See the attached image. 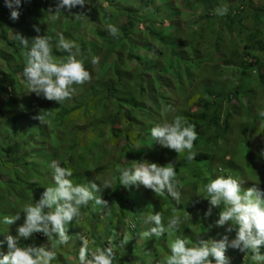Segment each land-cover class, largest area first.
I'll return each mask as SVG.
<instances>
[{
    "label": "trees",
    "instance_id": "obj_1",
    "mask_svg": "<svg viewBox=\"0 0 264 264\" xmlns=\"http://www.w3.org/2000/svg\"><path fill=\"white\" fill-rule=\"evenodd\" d=\"M155 1L133 0L134 4L124 7L122 1L117 0H86L88 4L83 11L87 16L81 20L76 21L72 16L70 20L66 18L63 20L61 14L55 22L48 16V21L44 20L43 24V35L55 36V33L48 32L51 26H55L53 30L63 32L64 36L80 45L81 57L78 58L84 60L85 67L91 73V80L82 86L84 89L70 99L73 104H76L73 113L69 109L70 100L61 105L53 102L48 107L49 111L52 110L51 116L57 120L56 126L63 128L65 135L62 137L61 134H54L52 137L46 134L43 141L46 147L41 151L46 155V161L51 163L53 160H59L60 166L71 168L74 173L72 178L75 182L79 179L76 182L78 184L87 185L95 181L100 185L103 180L112 178V188L104 189L107 190L105 198L111 207V214L108 217L112 222L116 217L121 220L125 195L136 194L135 190H126L120 185L117 168L130 167L131 161L144 162L142 142L154 141L150 130L155 125L163 123L159 121V116L167 105L171 104L175 107L172 102L173 97L178 98L175 91L184 94L195 106L206 107L212 117V126L218 127L224 117V123L229 127L231 117L237 115L238 101H241V109L250 119L253 104L256 103L254 86L257 84L264 89V0H194L196 4H200L199 9L205 13V17L201 15V19H205V28H199L196 32L192 31L195 36H192L190 32L184 35L179 34V31H175L171 26H160L163 11L175 10V2L174 0H158L163 3L152 8ZM33 4L34 1L26 12L30 14V17L36 18L38 11L32 7ZM222 5H227L229 9L228 14L223 17L215 13V9ZM256 5L258 8H255ZM89 8L90 11H88ZM76 11L79 12L81 9L77 7ZM10 12L4 0H0V38L6 41L5 47L8 49H2L3 51L0 52V60L3 62V66H0V121L7 118V123L20 115L27 120L34 118L32 103L16 88L18 83L26 82L23 79V70L20 69V64L25 60L26 50L13 39L15 33H20L26 38L29 34L25 28L8 22ZM164 19L169 25H174L173 18ZM109 23L118 27L121 35L119 40L114 41L116 37H108L107 28L102 30V26H107ZM5 24H8L7 29ZM84 24L90 29L88 40L83 37ZM11 28L15 30L11 31ZM222 29L223 37H221ZM133 33L136 36H132ZM139 37L142 44H139ZM32 38H28L30 42ZM188 40L190 42L197 40L199 47L203 45V55L196 45L188 46ZM236 46L243 47L246 52L241 54ZM53 55L61 58L64 56L59 50H53ZM93 57H99L98 64L91 63ZM180 71L185 74L186 79L190 80L192 89L188 90L190 91L188 93L185 89H181V84L178 86V83L173 81V78L180 77ZM95 80L100 81L98 89H94L93 81ZM87 84L91 88H88ZM262 99L264 96H260V102H263ZM224 100L232 104L237 102L233 105V113L231 111L223 113ZM89 111H98L99 115L91 120V128H86L79 116L87 117ZM16 112L18 115L14 116ZM71 114L74 121L66 126L64 122L67 123L72 119L68 118ZM199 119L203 120L204 116ZM260 119L264 118L257 115L253 122L244 125L245 133L251 126L254 129ZM9 126H12L11 123ZM43 131L45 126L39 122L34 128V134ZM34 134L27 132L25 144L23 142L17 144L15 138L18 139L21 135L15 137L9 129L7 143L0 142V155H2V149L6 150V154L2 155L0 160V240L5 241L0 246V253L3 254H7L8 251L6 236L17 235L16 229L23 223L24 213L21 212L20 220L10 226L2 223L3 217L20 212L25 203H32L29 183L31 177L27 174L31 159L30 156L27 157V154L38 149V143L28 147ZM88 134H92L93 137L82 140L81 135ZM94 136L98 139L94 140ZM246 139L244 135L243 140ZM88 140L89 144L92 143L91 146L87 143ZM82 145L87 148L86 152L80 151ZM26 147L28 148L25 149ZM263 147L262 144L261 147H257V157L264 151ZM24 149L26 155L21 157V151ZM74 153L78 155L76 159ZM9 155L12 158L8 159ZM212 158L209 154H199L196 158L199 183L203 182L206 185L209 182L205 181L203 173H200L202 168L200 165L201 161H209ZM83 159L84 162L81 161ZM89 159L90 162L87 163ZM9 161L12 165L3 167ZM229 166L230 164L226 165L225 169ZM256 169L261 173L264 163ZM23 170L26 172L25 175L22 173ZM36 183L38 182L34 180L32 186ZM199 186L193 189L192 194L187 193L188 196L184 202L180 201L176 206L168 201L161 202L170 207L159 211L162 213L165 225L173 209H179L182 216L191 214L187 204L190 203L189 199H192L196 205H201L202 200L197 192L200 190ZM241 187L244 190V187ZM109 189H113L114 194ZM205 203L209 208L208 200ZM92 205L90 202L87 208H83L84 212H89ZM205 208L206 206H201L197 215H204L207 212L205 210H208ZM222 208V205L212 208L211 215L205 217V221L212 222L214 214H219ZM94 211L98 215L99 212L107 210L96 206ZM110 221L106 223V227L109 233L114 235L118 226ZM191 221H196V217L191 219L189 216L178 231L167 234H171L175 239L186 238L189 245L193 246L199 234L189 225ZM205 234L209 237V230ZM45 238L47 237L43 233H34L30 239H22L20 244L21 246L28 244L38 246V241L43 242ZM151 238L150 246L154 248L153 257H167L168 255L160 253L162 249L158 251L154 246V240L157 238L154 236ZM53 240H48L49 246L53 245ZM99 240L101 237L98 238ZM58 247L55 249L57 256L53 261L57 264H66L65 247ZM128 251L133 253L134 249ZM120 256L115 257L113 264H128L124 260L125 256L123 254Z\"/></svg>",
    "mask_w": 264,
    "mask_h": 264
},
{
    "label": "clouds",
    "instance_id": "obj_2",
    "mask_svg": "<svg viewBox=\"0 0 264 264\" xmlns=\"http://www.w3.org/2000/svg\"><path fill=\"white\" fill-rule=\"evenodd\" d=\"M4 3L11 10L10 18L17 20L20 15L18 9L21 6V0H4ZM87 4L86 0H56L55 7H50L48 13H50L53 22L60 18L61 13L65 12L74 20L79 21L87 16L83 11ZM77 7L81 11L73 12L72 9ZM90 10L89 8L88 11ZM228 11L227 5L215 9L216 15L221 17L227 15ZM33 27L37 35L31 39V42L20 33L13 34V39L26 50L23 68V79L26 82L18 83L17 87L20 86V89L17 91L28 97L29 102L32 103L34 118L27 120L23 115H20L9 123H7V118L0 121V127H4L3 137L6 141L8 140L9 129L15 137L21 135L19 140L15 138L17 144L21 142L25 144L26 133L34 134L36 125L39 122L43 124L45 131L34 134V138L31 139V144L28 147L35 145L33 142L37 141L36 136L40 138L43 135L45 139L46 134H50L47 130L48 127L55 135L59 134L57 130L61 128L56 126L57 120L51 116L52 110L38 111V109L46 105L48 109L53 103L52 101L60 105L63 104L66 100L72 99L78 92V86H83L91 80V73L85 67L84 60L78 58L81 57V48L78 43L67 39L63 32L58 33V38L53 43L50 36L39 35L40 28L38 26L34 25ZM107 31L113 37L120 35L118 27L112 23L107 25ZM54 48L67 53V56L54 57ZM91 63L93 65L98 64L99 57H93ZM173 81L178 83V86L181 84V89H186L190 83V80L186 79L185 74L181 71L180 77L173 78ZM257 93L264 96V91ZM257 93H255V98ZM190 101L185 96L173 97L172 102L175 107L171 104L167 105L159 116V121L163 123L155 125L150 130V135L154 141L142 142L144 162L131 161L130 167L117 168L120 185L124 186L126 190L133 189L136 191L135 195H125L121 220L116 217L112 222L108 217L111 214V207L105 198L107 190L104 189L112 188V178L103 180L100 185L95 181H91L87 185L76 182L74 184L71 179L74 174L73 170L62 167L56 160H53L49 165L52 169L53 186L45 188L40 198L34 203H25L20 212L3 217L2 223L10 226L20 220L21 212L24 213L23 223L16 229L17 235L6 236L8 251L7 254L0 253L2 256L0 264H52L57 256L55 244L51 246L49 244L21 246L20 241L30 239L34 233H43L48 240L55 239L56 243L60 245L68 244L73 239L68 234V225L74 219L75 221L79 220L82 215L81 209L87 208L90 202L93 205L90 206L89 212H84L87 218L81 224L87 221L91 222L98 217L99 220L101 219L100 222L103 227L106 226L103 223L110 221L118 226V230L115 231L114 235H111L106 227L99 241L105 238L108 242L94 248L90 247L95 243L94 241H90L81 233L76 234L75 239L82 242L76 261L79 260V264H113L115 257L122 254L121 251L128 254L130 253L128 250L134 249L133 253L128 254L127 263L136 256L139 260L135 264H147L148 259L153 256H147L142 250L146 246H150L151 237L160 238L165 233L178 231L181 224L191 216L190 213L182 216L179 209H173L172 215L165 225L162 213L159 212L167 207L161 203L162 201H168L175 206L177 204L174 200L180 201L181 192L179 188L182 186L179 181V171L183 169L188 173L193 189L197 185L204 186L203 192L206 193V196L203 198L207 199L210 205L204 214L205 217L211 215L212 208L222 205L223 208L219 212V218L215 224L217 227L227 225L226 233H232L235 230V238L229 239L227 234H224L219 240L203 239L199 236L196 243L190 246L186 238L177 237L169 244L170 254L165 258L163 264H230L228 258L230 256L226 253L228 248L239 249L242 252L250 251L252 253L250 261L253 259L254 262L251 261L248 264H264V255L260 253L261 246H264V190H261L256 184L242 190L243 181L234 178L241 175L240 169L233 177L218 175L210 179L206 185L203 182L199 183L196 173L197 165L195 164L198 162L196 158L199 154H209L213 157L209 161H201L200 173H203L204 180V175H207L211 170V173L217 174L234 167V164H231L225 169L222 165H228L226 161H222L219 166L216 165V157L222 152L219 150V146L223 142H227V136L233 128V119L231 117L229 127L224 123V117H222L218 127L212 126V117L206 107L191 105ZM225 102L232 105V103ZM36 104L40 106L35 108ZM253 105L254 108L255 104ZM262 109L260 111L255 109V111L257 115L264 118V107ZM201 116H204L203 120L199 119ZM241 116L249 119L246 112ZM188 118L191 120H186ZM33 119H37V121ZM20 120H27L28 123L24 124ZM49 120H52L50 126L47 124ZM253 120H249L250 123ZM260 120H262L261 123L257 124ZM260 120L254 129L251 126L246 132L247 138L249 136L250 139L255 140L253 134L256 129L260 130V135L255 140L257 147H261V141L264 139V119ZM10 123L11 127L9 126ZM246 123L248 122H237L235 126L243 130L239 125ZM18 132L19 134H16ZM213 136L217 137L214 141L211 140ZM200 137L203 138L202 143L199 142ZM243 141L247 142V139ZM25 149L21 151L20 156L26 155L24 154ZM262 149L264 150V147ZM32 152L33 150L29 154L31 155ZM263 156L264 151L257 157V162L264 163ZM243 162L247 163L248 167H252L248 159L244 158ZM260 166L261 164L257 163L255 172L250 174L259 180H261L260 172L257 171L256 167ZM189 169L190 171H188ZM109 190L114 194L113 189ZM186 191L183 189V192ZM152 196H155V199ZM148 204L157 206L158 211L153 207L149 208ZM96 206L107 211L99 212V215H96L94 211ZM100 214H103L102 218ZM127 221L129 222L126 223L127 227L123 228L122 223ZM99 237L96 238L97 241ZM4 242L0 240V246ZM149 251L154 253V250H150V248ZM117 252H121V254L115 255ZM233 253L235 254V252Z\"/></svg>",
    "mask_w": 264,
    "mask_h": 264
},
{
    "label": "rangeland",
    "instance_id": "obj_3",
    "mask_svg": "<svg viewBox=\"0 0 264 264\" xmlns=\"http://www.w3.org/2000/svg\"><path fill=\"white\" fill-rule=\"evenodd\" d=\"M34 1V4L32 5V7L38 11V16L35 17H30V14L28 12H26V9L30 6L31 2ZM95 1V0H94ZM122 1V6L126 7V5H130V4H134L133 0H117ZM151 0H147V2H150ZM175 2V10L173 11H169V12H165L163 11L162 16L163 19L160 21V26L162 27H166V26H171L172 28L175 29V31H179L178 33H182V35L187 34L188 32L191 33L192 36H195L192 31L196 32L199 28H205L204 25V20L201 19V15L205 17V13L203 11H201L199 9L200 4H196L194 2V0H174ZM163 1H158L156 0L155 3L152 5V8H156L158 7L160 4H162ZM56 4V0H28V2H25V0H21V6L18 9L20 12L19 18L17 20H13L10 18V15L8 16L7 20L10 24H16L19 25L20 27H23L27 30L29 36L28 38H32L35 37L37 35V32L34 30V25L38 26L40 28V33L39 35H43L44 31H43V24H44V20L48 21V16L50 17V13H48V9L50 7L54 8ZM133 9H137L135 7H132ZM255 8H258V5L255 6ZM77 8L72 9L73 12H77L76 11ZM63 15V20L66 19H72L71 16L68 15L67 12L65 13H61ZM164 18H173V23L174 25H169V23L164 19ZM215 20L219 19V18H213ZM171 22V21H169ZM8 28V24H5V29ZM55 26H51L50 31H48L50 34H56L55 36H52L51 38L53 40V43L56 42L57 38H58V33L60 32H56ZM107 28L106 25L102 26V30H105ZM15 30L11 28V31ZM47 32V33H48ZM82 32H83V37L84 39L88 40L90 38V29L89 27H87L86 24L83 25L82 27ZM10 34V31L8 32ZM121 35L117 36L116 39L114 41L119 40V37ZM132 36H136L135 33L132 34ZM224 36V30L222 29V35L221 37ZM10 37H12V35H10ZM66 37V36H65ZM108 37H113L108 33ZM67 38V37H66ZM69 39V38H67ZM229 38L227 39V42L229 43ZM5 42L2 38H0V52H2L4 49L8 50L5 47ZM139 44H142L141 38L139 37ZM187 45L190 47H195L194 45H196V48L199 49L202 52L203 55V45L201 47H199L198 45V41L197 40H193V42H190V40H188ZM207 45V44H204ZM143 46V45H142ZM2 47V48H1ZM236 48L240 51L241 54L245 53V49L243 47H237ZM3 49V50H2ZM54 50H57L54 48ZM62 52V51H61ZM64 54L63 57L67 56V53L62 52ZM56 58H61L59 56H56ZM25 65V60L20 64V69L23 70ZM0 66H3V62L0 60ZM207 71V69H205ZM204 70V73H205ZM227 73L229 72L228 70L226 71ZM206 75V73H205ZM93 85H94V89H98L100 87V81H93ZM88 88H91V86H89V84H87ZM17 90L20 89L19 87H16ZM260 87L255 84L254 86V93L260 92V91H264V89H259ZM81 89H84L82 86H80L78 88V91H80ZM192 87L190 86V83H188L187 87H186V93L190 92L188 90H191ZM176 94L180 95V97H183L184 94H180L178 91H175ZM260 96H262L261 93H257L256 94V103H255V109L259 110L261 108L264 107V99L263 102H260ZM240 99V98H239ZM54 102V101H52ZM67 102V100H66ZM70 104V110H72L73 113V108L74 105L72 102H68ZM191 105H193L194 103L192 101L189 102ZM223 105V113L226 114L227 112L231 111L233 113V108L235 104H237V102H234L232 105L228 104L225 102V100L222 103ZM238 109H237V115H233L232 119V123H233V128L232 131L228 134L227 136V142H223L220 146H219V150H222V152L217 155L216 157V165L219 166L222 161H226L227 164L231 165L234 164V167H232L229 170H225L221 171L220 173H211L209 171V173L205 176V181H209L211 178H215L218 175H224V176H234L237 174V172L241 171V175H238L234 178L240 179L243 181L242 185L244 187V190H246L249 187H252L254 184H256L257 187H259L261 190H264V169L261 170L260 173V178L261 180H259L256 176L254 175H250L253 174L255 172V166L257 165V163H260L261 165L263 164V162H257V155H256V149H257V140L258 136L260 135V130L256 129L255 133L253 134V139L252 140L249 138H247V133H245L246 130H241L240 128H236L235 124L237 122L240 123H245L248 122L250 123V121L248 120H253L254 117H256L257 113L255 111L254 108H252L251 113L253 114L251 119H246L245 116H240L245 114V111H240V105H241V101H238ZM51 105V104H50ZM40 105L36 104L34 107L38 108ZM41 110H45L48 111L47 109V105L43 108H39L38 111ZM21 114V113H19ZM18 115V112H16V114L14 116ZM99 112L98 111H89V115L87 117H84V115H80L79 118H82V121L84 123V125L86 126V128H91V120L98 116ZM68 118H72L69 121L64 122V124L66 126H68V124L72 123L74 121V118L72 117V114L68 116ZM246 119V120H244ZM35 121H37V119H33ZM21 122H23L24 124L28 123L27 120H20ZM262 120H260L257 124L261 123ZM52 123V120L48 121V125L50 126V124ZM247 124V123H246ZM246 124H240L239 127H242L244 129V125ZM48 132L52 135V137H54L53 132L51 131V128L48 127ZM57 133L61 134L62 137H64L65 132L63 130V128H59L57 130ZM16 134H19L16 133ZM4 135V127H0V142L2 141L3 143H7V141L4 139L3 137ZM244 135H246L247 138V142H244ZM89 137H93L92 134H88V135H81L82 140H84L85 138H89ZM217 137L213 136L211 138L212 141H214ZM37 141H34L33 144L38 143V149H34L33 152L30 154H27V157L30 156V161H29V169H28V176L31 177L29 183L30 185V196L32 198V203H34L36 200H38L40 198V195L42 194V192L45 190V188L49 187V186H53V179H52V169L49 167L50 162L45 160L46 155L41 151L46 147V144L43 142L44 141V136L41 135L40 138H38L36 136ZM98 137L94 136V140H97ZM19 140V139H18ZM89 142V140L87 141V143ZM199 142L202 143L203 142V138L200 137L199 138ZM89 144V143H88ZM92 144V143H90ZM89 144V145H90ZM261 144L264 146V139L261 141ZM91 146V145H90ZM238 149V150H237ZM53 151V150H52ZM80 151L82 152H86L87 148H85L83 145L81 146ZM79 151V152H80ZM6 154V150L2 149V155ZM24 154H26V152H24ZM166 154V153H165ZM2 155H0V160ZM75 159L77 158L76 153H74ZM22 157V156H21ZM19 157V158H21ZM12 158L11 155H9L8 159ZM246 158L249 161V164H251L252 167H248L247 163L243 162V159ZM263 160H264V156H263ZM23 161V160H22ZM82 162H84V159L81 160ZM57 162L60 164V161L57 160ZM87 163L90 162V159L86 161ZM12 165V162H8L5 163L3 167H8V166ZM223 167H225L226 165L223 164ZM0 168H1V163H0ZM190 171V169L188 170ZM22 173L25 175L26 172L23 170ZM23 176V175H22ZM21 176V177H22ZM73 183L75 182V180L71 177ZM34 180L37 181L38 183H36L35 185L32 186V183H34ZM79 179L76 180V182ZM179 181L182 187L179 188L180 192H181V199L180 201L185 200V198L187 197V193L188 194H192V185H191V179L188 176V173L185 171V169L180 170L179 171ZM75 184V183H74ZM20 186V185H19ZM17 186V187H19ZM184 187V188H183ZM203 188L204 186H199V191L198 194L200 196V200H202V203L200 206L196 205V203L192 200L189 199L190 203H187L189 206V209L191 210V219L196 217V221H191L189 223V225L196 231H198V234L200 236V238L203 239H212V240H219L222 238V236L224 234L229 235V239H234L235 236H233V234L235 233V230L232 233H226L225 229L227 227V225L222 226V227H217L215 222L216 220H218L219 218V214H214V220L212 222H206L205 221V216L203 214L197 215V212L200 211V207L201 206H206L205 209H208L207 203H205L207 201V199H204L203 196H206V193L203 192ZM183 189H186V192H183ZM182 190V191H181ZM152 198L155 199V196H152ZM174 200V199H173ZM179 201V202H180ZM175 204H178L179 202L175 201ZM203 204V205H202ZM148 207L151 208H155L157 211V206H155L154 204H148ZM170 208V207H167ZM22 209H20L19 211H21ZM207 211V210H205ZM82 215L79 218L78 221H75V219L70 222V224L68 225V234L73 237L72 240L69 241L68 244L65 245H60L58 243H56L55 239L53 240V244H55V249L59 248L58 246H62L65 247V253L67 255V262L66 264H79V260H77V256L79 253V248L82 244V242L78 239H75L76 234L81 233L82 235H84L85 237H87L90 241H94L95 243L90 245V247H97V245H102V244H106V242H108V240H106L105 238L102 241H97L96 238L98 236L102 237L104 234V231L106 229V226L103 227L101 225V222L99 220L98 217H96L95 220L87 221L84 224H81L83 220H85L87 217L85 216L84 210L83 208L81 209ZM99 215V214H98ZM101 218L103 217V214H100ZM129 223L124 222L122 223V227L126 228L127 224ZM106 224V223H103ZM122 227L120 228L122 230ZM238 228V226H236ZM199 228V229H198ZM209 230V237L206 236L205 232L207 230ZM200 231L202 233H200ZM33 237V235H32ZM199 238V237H198ZM197 238V239H198ZM218 238V239H217ZM174 236H169L167 233H165L162 237L157 238L156 240H154V246L158 249V251L160 249H162V251H160V253L162 255H169L170 254V250H169V244L174 240ZM49 241L47 240V238L44 239L43 242L38 241V246L43 245V244H48ZM150 250H154L153 246H146L142 251H144V254H147V256L151 257L153 256V254L149 251ZM137 249V248H136ZM75 252V253H74ZM124 257V260H127L129 258L127 253H124V251H121ZM121 252H117L115 255H119L118 253L121 254ZM140 252V251H139ZM235 252V254L233 253ZM226 253L230 256L229 260H230V264H248L252 261V263L254 262L253 259H251L250 261V257L252 256V253L250 251H240L239 249H230L228 248ZM260 253L261 255H264V246H261L260 248ZM166 256H160L159 258H150L148 259V263L147 264H161L163 263V261L165 260ZM137 260H139V258H137L136 256L133 257L131 259V261L128 262V264H135L137 262ZM138 263V262H137ZM52 264H57L55 261L52 262Z\"/></svg>",
    "mask_w": 264,
    "mask_h": 264
}]
</instances>
